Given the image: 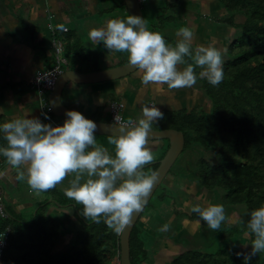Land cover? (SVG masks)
<instances>
[{"label":"trees","instance_id":"trees-1","mask_svg":"<svg viewBox=\"0 0 264 264\" xmlns=\"http://www.w3.org/2000/svg\"><path fill=\"white\" fill-rule=\"evenodd\" d=\"M214 1L227 14L226 17L222 14L220 22L236 30L230 38L221 42L223 45L220 43L218 46L226 56L223 61L224 77L218 85H212L206 78L199 77L200 71L196 70L209 105L162 111L164 117L159 118L152 128L182 131L185 137L183 152L206 151L207 159L200 157L196 164L198 175L194 183L199 193L214 197L231 215L238 213L240 220L244 218L243 227L229 229V235H221L220 238L230 243L239 236L244 237L246 243L242 247L227 244L216 253L188 250L176 256L171 264H264V251L251 255L250 261H245V255L251 254V241L255 236L247 230L250 212L264 204V0ZM122 6L125 4L122 3ZM161 9L164 13L166 8ZM167 18L164 17L165 20L159 21L152 30L156 31L157 27L172 21ZM164 37L175 45L173 39ZM83 51L72 57L69 49L65 50L69 69L84 73L99 71L95 53L86 52L84 59L77 58L82 56ZM185 59V64L191 62L190 57L185 56ZM84 60L96 63L85 65ZM50 116L57 119L52 113ZM4 121H7L6 117L0 114V123ZM0 145H7L2 131ZM5 162L7 159L0 155V167ZM156 162L144 165L147 166L144 170L155 171L158 167ZM68 204L73 207L80 222L77 231L68 228L75 238L70 248L62 252L55 251L61 237L56 219L46 217L38 210L36 216L26 221L6 208L8 217L0 219V233L8 228L10 231L1 264H114L120 251L121 232L116 233L103 218L97 221L85 217L82 213L84 206L78 201L63 202L61 205L67 207ZM240 206H245L246 212ZM186 218L195 220L201 217L193 212ZM137 224L130 237L131 261L132 264H144L148 253L142 230ZM217 231L219 233L221 229Z\"/></svg>","mask_w":264,"mask_h":264},{"label":"clouds","instance_id":"clouds-1","mask_svg":"<svg viewBox=\"0 0 264 264\" xmlns=\"http://www.w3.org/2000/svg\"><path fill=\"white\" fill-rule=\"evenodd\" d=\"M176 34L181 39L173 45L161 32L151 30L146 19L137 14L108 19L103 26L89 31L90 39L102 41L109 51H126L129 63L143 73L144 84L190 87L197 80L194 66L199 65L202 66L199 77L218 85L224 77L222 50L214 44H201L193 54L192 28L181 26ZM185 56L193 58L195 65L187 63L181 69L178 65L185 63ZM163 117L157 106L144 105L138 120L129 121L131 126H122L119 134L108 137L115 146L114 156L104 145L97 144L96 121L79 110H67L64 122L55 126L38 118L16 117L0 123L7 141L6 146L0 145V155L10 165L26 166L27 181L38 191L54 187L75 171L77 175L71 187L65 189L66 195L83 204L85 217L97 221L103 218L120 233L132 223L134 213L144 207L156 181L157 173L149 174L143 166L154 160L149 134L153 122ZM83 173H87V178L82 180ZM192 211L212 229L220 228L226 218L224 205L220 203L196 204ZM250 217L247 230L255 236L251 254L245 255V261L264 251V204L251 210ZM168 228L165 223L159 230Z\"/></svg>","mask_w":264,"mask_h":264},{"label":"rangeland","instance_id":"rangeland-1","mask_svg":"<svg viewBox=\"0 0 264 264\" xmlns=\"http://www.w3.org/2000/svg\"><path fill=\"white\" fill-rule=\"evenodd\" d=\"M36 4L41 8V11L44 12V16H41V20L39 21L38 26L42 27V33L36 34L35 38L34 33L32 34L33 30H35V24L36 23H29L28 27H24L21 31L20 38L26 41L34 47L36 51L41 57L43 58H51L52 56L54 58V51L51 48V42L49 41V38L47 36L48 30V24H49V18L47 11L49 7L45 5L44 0H35ZM106 2L103 7H108L112 9L113 7L117 8L116 6L119 5L120 0H103ZM174 0H150L147 2L142 3V11L144 18L147 21V26L152 30L155 29L156 24H159V21H164V17H168L167 19H173L170 22H165L162 27L159 29H156V31L161 32L163 35H166L177 42L181 37L177 36V30L181 26H190L194 32V40L192 45V51L194 54L195 48L201 44L209 45L214 44V46L218 47L221 45L224 39L230 38L235 32V29H231L229 26L224 25L220 21L224 17L227 16L226 12L218 6L214 4L212 0H204L201 2L199 1V6L201 7L200 11L204 12V17H200V19L197 22H193V20L188 21V23L185 22L186 15L188 13L185 12V8L191 10L193 8L192 5H186L184 4L195 2L197 3V0H177L173 2ZM202 4V5H201ZM70 6H72L76 10V1L71 0L69 3ZM30 8L34 7L33 4H27V10L24 8L22 9L21 15L24 16L25 12L28 11ZM161 8H166L164 13ZM114 9V8H113ZM125 9V8H124ZM210 9V12L208 13ZM118 10V9H117ZM117 10L115 13H117ZM38 12V9L35 10ZM195 11L198 12L199 8H195ZM52 12V11H51ZM78 12V11H77ZM124 17H126L128 14L126 10L123 11ZM191 12V11H190ZM203 13V14H204ZM194 14V13H192ZM209 14V15H208ZM223 14V15H222ZM182 17V19H180ZM56 16L54 15L53 21H56ZM198 18V16H197ZM195 18L194 21L197 19ZM162 19V20H161ZM5 21V19H3ZM71 28L72 31L78 32L79 29H82V25H84L83 30L86 32H89L92 28H99L101 27V23L104 24L103 18H93L91 21H88V23H79V24H72L68 21V19H64ZM0 44L2 47V52H8L6 57L8 59L14 58L16 61L21 59L22 57L16 56L19 52L23 55L25 51V47L23 46H16L14 45V40L11 41V37L5 34V30L3 26V23L0 21ZM155 24V25H154ZM160 27V26H159ZM18 28V27H17ZM16 28V30H17ZM41 29V28H39ZM47 29V30H46ZM10 32H12L14 29H10ZM38 35V38H37ZM35 42V43H34ZM221 43V44H220ZM17 44V43H16ZM223 45V44H222ZM91 50H93L95 53L96 50L94 47H90ZM219 48V47H218ZM29 52V47H27ZM11 50V51H10ZM12 51L13 54H12ZM33 52V51H32ZM15 53V54H14ZM99 55V54H98ZM2 56V55H1ZM66 57V55L64 54ZM226 56L223 55V61L225 60ZM190 61L187 63H193L195 65L194 59L190 57ZM187 60L185 59V62ZM129 62L128 61V53L126 51H120L118 55L115 56V58H110L106 62L98 61L97 60V67L99 69H108L110 67H116L121 64H125ZM95 62H88L87 60H84V64H95ZM187 63L179 64V68H183L187 66ZM22 65V64H21ZM9 67V66H8ZM85 66L81 67L84 68ZM19 68V67H18ZM23 69V67H21ZM7 69V68H6ZM69 67H66L65 70H68ZM17 70V69H15ZM15 70L14 73H15ZM202 70V66L195 65L194 71ZM142 72L138 69L135 73L120 79L118 81L110 82L111 84H114L118 86V90L121 89L119 92L120 101L124 100L128 107L127 109L123 111V117L126 122L138 120L143 115V106H157L160 108L161 111H168V110H175L179 108H188L191 109L195 106H207V103L209 105V102L206 98V95L204 91L201 89V82L197 79L195 84H193L190 87H179V88H169L167 83L157 86L154 83H148L144 84L142 82ZM8 79H10V75L7 73L2 75L0 73V87H7L9 86V83H7ZM6 85V86H4ZM72 84H68L66 88L64 89L63 95H62V101L67 104L69 109H76L84 113L85 116L90 118H100L102 121H111L110 116V109L109 105L106 103V100L113 99L114 98V88L112 89L113 95H102V94H93L91 96V100H94L97 102L98 106H101L99 109H102L101 113L95 114L92 110L91 111H84L83 109H80L76 106H74L73 101L68 98V93ZM99 85V84H96ZM95 85V86H96ZM82 87L87 86H93L94 85H81ZM78 87V86H75ZM80 87V86H79ZM92 87V88H93ZM74 88V87H73ZM116 88V87H115ZM117 89V88H116ZM6 90L0 91V94L2 96L1 99L5 100L6 104L12 103V99H10V96L6 94ZM32 93V91H30ZM34 92V90H33ZM51 93V92H50ZM49 93V95H50ZM35 94V93H34ZM48 95V97H49ZM115 94V97L118 96ZM115 101V100H114ZM119 101V100H118ZM95 102V103H96ZM112 102V101H111ZM110 102V103H111ZM123 102V101H122ZM15 106V105H14ZM126 106V105H125ZM130 107V108H129ZM59 122H64V120H61V118H57ZM43 123H47L46 120L42 119ZM156 122H153V125ZM152 125V126H153ZM97 138V144L103 145L105 141L109 142L107 136H96ZM153 145V153H154V160L151 162L158 161L161 157H164V155L167 152V146L168 142L167 140H160V141H154L150 142ZM112 145V144H111ZM113 146V145H112ZM94 146H89V148H92ZM199 148L198 146H196ZM111 155H115L114 150H108ZM200 157H205L207 159L206 151L203 149L198 150H187L181 153V155L178 157L174 165L172 166L171 170L167 174L166 178L163 180L160 188H158L153 195L150 204L146 207L143 214L141 215V218L139 219V222L143 221L142 225L145 227V225H148L149 227L152 225L154 228L153 230L149 232H142V238L145 239V242L148 246V239L151 237L153 239V247L156 248L159 242L161 243H167L170 238L177 239L178 236H180V239L182 241H185L186 243H183L181 247L182 251L185 249L189 250H201L205 253H216L219 250L226 247L227 244H231L232 246H236L239 244V246H245L244 237L235 236L236 238L233 239L230 243L225 241L223 238H220L221 235H229L230 230L232 228L243 227V219L240 220V216L238 213H235L231 215L230 211L225 210L226 218L222 222L220 229L221 231L218 233V229H212L210 228L205 221H203L202 218H197L191 222V225L188 226V222H185L188 218H186V215H191L194 211H192V207L196 204L200 205H207L208 203H219L216 201L214 197L209 198L204 193H199L198 186L196 185V177L198 175V171L196 168V164ZM150 163V162H149ZM147 163V164H149ZM8 170H12V175L16 177L15 183H12L10 186L19 184L22 186L23 189L17 190V187L14 186L12 188H8L2 179V174L0 173V185L5 188V202L6 205L12 210L15 214H18L25 220L31 219V215L36 207L35 203L30 202L32 196L38 195L40 190H36L32 188L28 181L26 176V171L24 169H16L15 166L11 165V167L7 168ZM147 173H151V171L148 169ZM73 175L71 173H68L61 181L56 183L57 190L60 189L62 195L60 196V192L58 191L55 193L54 190H48L47 191V197L53 198L56 203H71L75 202L76 200L67 196L66 192H63L61 189L65 190L70 187V185L65 184L69 183V181H66V179ZM87 178V173L82 174V180ZM72 181L70 180V183ZM83 182V181H82ZM64 184V186H60ZM10 193L13 192L16 195L14 196L15 201H12L10 198H8ZM20 191V193H18ZM26 192L28 195H26ZM43 192V190H42ZM40 192V196H44ZM19 197V198H18ZM38 197V196H37ZM68 199V201H67ZM16 201H19L17 206H15ZM74 205V203H72ZM244 209L246 212L245 206H240ZM225 208V207H224ZM226 209V208H225ZM66 210L67 216L64 217V211ZM59 214L57 212H47L49 217H59L61 221H63L66 224L67 227L71 228L72 230H76L79 227V222L76 219L74 209L70 204H68L67 208H63L58 210ZM146 217V219H145ZM239 217V218H238ZM149 219V222L147 220ZM186 219V220H185ZM189 220V219H188ZM191 221V220H190ZM140 222V223H141ZM169 224V228L165 231L159 230L160 227L165 224ZM185 223H187L185 227ZM137 224L138 228L140 229L139 225ZM65 226V227H66ZM57 227L61 228V223L58 222ZM185 227V229H184ZM241 229V228H240ZM86 230L84 226V231ZM154 231V232H153ZM61 239L55 246V251H66L71 246V242H69V239L71 240V237L68 238V234H66V230L62 227L61 231ZM144 235V236H143ZM182 237V238H181ZM75 238V236H72V240ZM150 240V239H149ZM170 243V242H169ZM242 243V244H241ZM174 245V244H173ZM170 246V245H169ZM168 246V247H169ZM247 246V245H246ZM167 247V246H166ZM166 248L167 250L172 249V247ZM251 248V246L249 245ZM246 249V248H245ZM173 250V249H172ZM175 251V250H173ZM181 252V251H180ZM178 253V251L174 252Z\"/></svg>","mask_w":264,"mask_h":264},{"label":"crops","instance_id":"crops-1","mask_svg":"<svg viewBox=\"0 0 264 264\" xmlns=\"http://www.w3.org/2000/svg\"><path fill=\"white\" fill-rule=\"evenodd\" d=\"M44 1H45V5H47V7H49L48 10L50 12L52 11V14H54L57 17L56 22L60 26L62 25L63 27L68 28L67 32L60 31L59 35L65 44V50L69 49L70 53L72 54V57H74L76 54H79L82 49L84 50L83 54H82V56L77 57L78 59H84L83 57L85 56L86 52L95 53L93 50H91L90 47H94V49L96 50V52H97V53H95L97 56L96 60H98V61L102 60L103 62H106L110 58H115V56L120 53V51H109L108 49H106L104 47L102 41L99 43L92 41L89 37V32H87V31L85 32L83 30L84 25H82V27H81L82 29H79L78 32L72 31L71 28L69 27L68 23L66 21H64V19H68V21L70 23L76 25L79 23H85V22L88 23V21H85V20L91 21L93 18H98V19L103 18L104 24L106 23V21L108 19H111V18H124V14H123L124 12L123 11L126 10V12H127V9L125 6H122V3H124L123 0H120L119 5L116 6L117 8L113 7L114 9L113 8L110 9L108 7L104 8L103 5L106 2H104L103 0H75L77 3L76 10L78 12L75 10L73 11L74 8L69 5L71 0H44ZM147 1H150V0H145V2H147ZM175 1H177V0H174L173 2H175ZM199 1L200 0H197V3L195 1V2H191V3L186 2L184 4L185 7L187 4L193 6V8L191 10L185 8V12L188 14L186 15V17H183V19L185 18L186 23H188V21H190V20H193L192 23H194V22H197L200 17H204L205 13L200 11L201 7L199 6ZM202 1H204V0H201V2ZM212 1L217 6V3L214 0H212ZM27 4H30V5L33 4L35 8H33V7L30 8V6H29V8H28L29 10L26 11L24 16L22 17L20 11L24 8L27 10V7H26ZM196 7L199 8L198 12L195 11ZM36 9H38V12L35 11ZM116 10H117V13H115ZM209 12H210V9H209L208 13ZM192 13H194V14H192ZM41 16L42 17L44 16V12L41 11V8L36 4L35 0H0V21L3 23L2 27H4L5 34L7 33V35L9 37H11V41L14 40V42H15L14 45H16L18 47L23 46L26 48L23 55L20 54V52L16 55L18 57H22L21 59L16 61L14 58L8 59V57H6L8 52H2V47L0 44V73L2 75L6 74V73L8 75H10V79H8V81H7V83H9V86L7 85V87H0V91L6 90L7 91L6 94L10 96V99H12V103L6 104L5 103L6 101L1 99V97H0V114H3L6 117V120L14 119L16 117H26V118H38L43 122V120L41 118L39 106H38L37 95H36L35 90L33 89L32 82H33V79H34V77L38 71L48 69L51 66L54 58H53V56H52V59L51 58L47 59V58L41 57L36 51H34L36 49L34 47H32L27 42L28 39L26 41H24L23 39L20 38L21 37L20 34L22 32L21 30L24 27H28L29 23H36L34 26L35 30H33V32H32V34L34 33V36H33L34 38H35L36 34L42 33V27L38 26L39 21L41 20ZM197 16H200V17L197 18ZM195 18H197V19L194 21ZM3 19H5V21H3ZM180 19H182V17H180ZM104 24L101 23V26H103ZM161 27L162 26L157 27V29H159ZM9 28L14 29V30L12 32H10ZM16 28H17V30H16ZM39 28H41V29H39ZM0 33H1V30H0ZM46 34L49 38V41L51 42L50 32L47 31ZM164 36H166V35H164ZM37 38H38V35H37ZM27 47H29V52H28ZM51 48H52V46H51ZM13 52L14 51H12V54H13ZM21 67H23V69ZM110 68H112V67H110ZM15 69H17V70H15ZM13 70H15V73ZM71 70H73V69H71ZM100 70H104V69H100ZM115 83H117V82H115ZM115 83L111 84L109 82V83H102L99 85L95 84L96 86L94 85V87L93 86L82 87L81 85H78V87H75L77 85L72 84L71 86H73L74 88L73 87L70 88L69 93H68V98L73 101L74 106H76L80 109H83L84 111L85 110L86 111L92 110L95 114L101 113V111H103L102 109H99L101 106H98L97 102L94 100H91L90 98L93 94H102V95H109L110 94V95H113V92H112L113 88H114L115 94L118 95L119 92L121 91V89L118 90V86H116ZM4 86H6V85H4ZM33 90H34V92H33ZM30 91H32V93ZM115 94H114L113 99L106 100V103L108 105L110 104L111 101H114V100L120 101V98L118 99L119 95L117 97H115ZM0 96H2V95L0 94ZM122 101H120V102H122L124 105H126L125 108L127 109L128 104L124 100H122ZM64 104L67 106L66 103H64ZM55 118H57V117H55ZM91 119L96 120V121H101V122H110L109 120L108 121H105V120L102 121L100 118H91ZM53 120H55V122L57 124L63 123V122H59L58 119H53ZM61 120H64V119L61 118ZM103 145L108 150H114V148H115V146L113 144H112L113 145L112 146L111 143H109L107 141H105ZM7 166L11 167V165L9 164L8 161L5 162L1 166V169H0V173L2 174V179H3V182L5 183V185L9 189L12 188V190H14L13 189L14 186L17 187V190L23 189L22 186H20L17 183H16V185L10 186L12 183H15L16 177H14L12 175V173H11L12 170L6 169ZM15 167H16V169H20V170L24 169L26 171V166L22 165V166H15ZM70 173L73 175V177L69 176L66 179V181H69V183H65V184H68L71 187L70 180L73 181V179L75 178L77 173L75 171L70 172ZM60 186L63 187L64 184H62ZM0 188L3 190V199L5 202V188L1 185H0ZM48 190H54L57 192V194L59 191L60 196L62 195L60 189L57 190L56 184L54 187H51L47 190H43V192H42V190H40V192L45 193V194H43L44 196H40L39 195L40 192H39L38 195L32 196L31 199L29 200L30 202L36 204V207H35L32 215L30 216L31 218L36 216L38 210L42 211V213L46 217H49L47 212H57L59 214L58 210L68 207L67 205H66L67 207H65V205H61L62 204L61 202L56 203V201H54L53 198L45 196V195H47ZM61 190L63 192H65V190H63V189H61ZM18 193H20V191H18ZM9 195L10 196L8 198H10L12 201H15L14 196L16 194L13 192L10 193V191H9ZM26 195H28L27 192H26ZM18 203H19V201H16L15 206H17ZM4 205L6 206V208H8V210H10V208L8 207V205H6V203H4ZM10 211H12V210H10ZM63 211L65 213L64 217H66L67 212H66V210H63ZM14 215L20 219L25 220L24 218H22L18 214L14 213ZM49 218H54L58 222L61 223V229L63 227L64 230H66V234L70 235V236H68V238L71 237V240L69 239V242L72 243V241H73L72 236H74V235L72 234V231L70 230L71 228L68 230L69 227L66 226L68 224L65 225V223L63 221H61V219H59V217H56V216L49 217ZM145 219H146V217H145ZM29 220H31V219H29ZM29 220H26V221H29ZM147 220L149 222L148 218H147ZM143 221H144V219H143ZM143 221L142 222L140 221L141 223L139 222V224L142 225ZM192 221L193 220L190 221L187 219L185 222H188L189 223L188 226H189V225H191ZM186 224L187 223H185V227L187 226ZM140 225H139V227H140ZM185 227H184V229H185ZM153 228L154 227L152 225L150 227L148 225H145V227H143V226L140 227V229L144 233L145 232L150 233L153 230ZM60 239H61V237H60ZM149 239L147 241L148 246L145 245V248H146L147 253H148V259L146 260V262L144 264H171L173 259L176 256L188 251L187 249L182 251V249H184V248L181 246L183 245V243H186V242L182 241L180 239V236H178L177 239L170 238L169 241H167V243H164V244L161 243V241H160L159 242L160 244H158V246H156V248L153 247V239L151 237ZM144 241H145V239H144ZM145 244H146V242H145ZM166 246L172 247V249L175 250L176 252L178 251V253H174L175 251H173L172 249L167 250ZM189 250H191V249H189Z\"/></svg>","mask_w":264,"mask_h":264},{"label":"water","instance_id":"water-1","mask_svg":"<svg viewBox=\"0 0 264 264\" xmlns=\"http://www.w3.org/2000/svg\"><path fill=\"white\" fill-rule=\"evenodd\" d=\"M123 2L125 4L128 14H137L144 18L142 4L139 0H123ZM137 70L138 69L129 62L116 67L95 72L84 73L78 70H65L58 77L56 84L48 97V104L50 106L51 113L57 118H66V111L69 110V108L62 102V95L64 89L68 84H74L78 86L109 83L123 79L135 73ZM96 123V135L107 137L119 134L122 126H131L101 121H96ZM152 129L153 130L149 134L150 141L168 140L169 148L164 157L156 162L158 163V167L155 170V172L157 173V178L151 192L146 198V203L144 204V207L139 212L134 213L132 223L127 225L125 229L121 231L119 240L121 264H132L130 253L131 233L136 224L138 223L139 219L141 218V215L143 214L144 210L151 201L156 190L160 188L163 180L166 178L167 174L169 173L172 166L174 165L180 154L183 152L185 147V137L182 131L176 129Z\"/></svg>","mask_w":264,"mask_h":264},{"label":"built area","instance_id":"built-area-1","mask_svg":"<svg viewBox=\"0 0 264 264\" xmlns=\"http://www.w3.org/2000/svg\"><path fill=\"white\" fill-rule=\"evenodd\" d=\"M140 3H144L145 0H139ZM49 24L48 30L51 35V46L54 51V60L48 69L40 70L36 73L32 85L33 89L37 95V101L41 117L45 118L47 121L51 122L53 126L58 125L53 118H51V109L48 104V95L53 90L58 77L65 71L68 67V59L64 56L65 54V44L60 38L59 32H67V27H61L56 21H53L54 14L47 11ZM111 121L114 124L128 125L123 117V111L125 110V105L118 101H112L109 105ZM1 169V167H0ZM8 217L6 207L4 205L3 190L0 188V219H6ZM10 229H6L3 237L0 238V264L3 261V251L7 247V235ZM0 233V234H2ZM114 264H121L120 252H118L117 257L114 259Z\"/></svg>","mask_w":264,"mask_h":264}]
</instances>
